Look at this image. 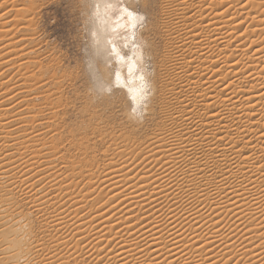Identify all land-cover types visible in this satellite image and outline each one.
Listing matches in <instances>:
<instances>
[{
	"label": "bare ground",
	"instance_id": "bare-ground-1",
	"mask_svg": "<svg viewBox=\"0 0 264 264\" xmlns=\"http://www.w3.org/2000/svg\"><path fill=\"white\" fill-rule=\"evenodd\" d=\"M92 1L101 14L116 2ZM137 2L143 12L151 9L152 0ZM242 2L160 0L157 33L166 52L159 53L152 85L155 129L143 141L128 134L118 138L96 175L77 172L80 182H70L78 188L70 199L74 209L56 211L49 223L46 174L60 179L64 171L45 169L44 149L12 160L18 141L13 133L27 123L12 113L29 104L25 87L9 90L4 81L10 70L28 80L20 63L13 68L11 25L33 2L23 9L22 0H0V40L6 38L0 43V264H46L53 258L36 239L23 205L40 221V234L53 231L62 245L72 239L73 258L81 263L264 264V0H248L246 10ZM33 132L34 139L27 136L21 144L38 141ZM80 207L88 209L86 217Z\"/></svg>",
	"mask_w": 264,
	"mask_h": 264
},
{
	"label": "rangeland",
	"instance_id": "rangeland-1",
	"mask_svg": "<svg viewBox=\"0 0 264 264\" xmlns=\"http://www.w3.org/2000/svg\"><path fill=\"white\" fill-rule=\"evenodd\" d=\"M22 1L26 3H24L23 9L29 6L30 2L33 3H31V7L29 6L31 10L28 7L26 9L27 12L30 11L29 15L25 14L26 12H22L20 15L21 18L22 14H24L23 17L25 15L28 17L21 19L18 18L19 15H16L13 19L17 22L13 21L16 25L13 26L12 23L13 28L10 26L13 31L11 34L13 38L15 37L14 41L12 40L13 49L10 52L13 61H15L13 68H16L20 63L21 73H25V76L30 80L22 82L21 78L14 74L13 70H10L8 72L10 80L7 82L5 79L4 81L8 84L9 90L14 89V84L20 86V89L25 87L21 92L23 91L22 95L25 96L30 108L23 107L22 111L14 110V114L12 113V115H17L16 117L27 120V123L25 128L21 129L23 132L19 130L20 132L13 133V136H17L18 141H14L12 144L11 153L15 158L12 160L19 162V159H24L22 156L28 153L27 150L36 151L38 149V152L44 149L42 154L40 153L42 156L40 162L45 158V169L53 166L63 169L64 172L60 179L54 178L52 172L46 174L47 201L44 211L46 221L50 223L56 211L69 214L70 210L74 209L70 199L73 198L74 191L77 193L78 188L73 186L74 189L70 182H80L78 176H75L77 172L86 174L93 171L96 175L97 168H102L104 165V153L108 152L107 148H112L113 143H119L118 138L121 141V138L125 139L129 136L130 138L134 137L137 141H143L155 129L159 112L156 106V89L152 85L157 76V58L159 53L166 52V44L164 40L161 41L157 33L158 27L161 25L160 0H152L151 9L148 10L150 14L148 11L141 10L137 0H132L134 3L132 7L125 0H116L112 4L114 8L110 13L111 19L104 16L103 12L102 14L96 13L97 7L92 0ZM121 6H126L135 15L120 16ZM117 16H120L124 30L118 29L112 33L109 31V27L110 25L111 27L115 26L113 21ZM128 16L133 21L132 26H130ZM101 17L105 19L103 20ZM27 18L28 20L25 21ZM18 20H22L23 25L22 21L20 23ZM100 21L108 22L106 28L102 22L105 31L102 30ZM94 24L98 29L94 27ZM99 30L101 31L99 32ZM108 36L115 38L114 43L119 47L121 54L125 58H131L130 62L132 61L137 66L131 73H129L127 65L118 64L116 58L111 54V47L106 43ZM126 37H134L128 41L127 47L124 46ZM5 40L6 38L1 37L0 43ZM133 45L138 46L142 60L133 55ZM117 71H120L118 81L116 79ZM10 86H12L11 89ZM145 91L147 92L146 98H144ZM20 93H18L19 96H21ZM141 112L144 113L142 117ZM31 130H34L35 135L38 134L37 139L39 140L28 143L30 145L21 144L27 136H30L31 140L34 139L31 137ZM135 130L137 131L135 132ZM113 138L115 141L112 140L113 142L109 143ZM33 145L35 146L33 147ZM61 182L64 184L63 186H61ZM81 184L83 187L87 185L86 181ZM66 194L67 196H65ZM22 209L27 214L24 217L33 222L36 239L46 246L45 254L53 257L51 258L52 262L49 258V262L46 264H88L87 260L82 263L74 260L72 239L66 237V243L62 245L58 244L57 239L51 236L53 231L46 234L45 228V235L40 234L38 232V227H40L38 222L40 221L35 218L36 215L28 214L25 205ZM80 209H78L79 215L82 213L81 215L84 214L83 217H86L88 209L81 207Z\"/></svg>",
	"mask_w": 264,
	"mask_h": 264
},
{
	"label": "clouds",
	"instance_id": "clouds-1",
	"mask_svg": "<svg viewBox=\"0 0 264 264\" xmlns=\"http://www.w3.org/2000/svg\"><path fill=\"white\" fill-rule=\"evenodd\" d=\"M113 9V5L111 4H107L103 7V14L104 16H107L109 19H111V16H110V13ZM97 13L100 14L101 13V8L98 6L97 8ZM129 15V16H133L135 14L131 13L129 9H127L126 7L124 6H121L120 8V16H123V15ZM120 16H117L115 18V20L113 21L115 23V27H109V31H111L112 33H115L118 29H122L124 30V25L121 23L120 21ZM93 35L95 36V33H93ZM134 37H126V43H125V47L128 46V41H130L131 39H133ZM114 40L115 38L113 36H110L107 38V45L111 47V54L116 58V61L118 64H121L123 66L127 65V69L129 71V73H131L137 66L134 64V63H131L130 60L131 58H125L120 50H119V47L116 45V43H114ZM133 55L134 56H137L139 59L142 60V55L138 52V46L137 45H133ZM120 78V71H117V74H116V79L117 81L119 80ZM147 97V92L145 91V96L144 98ZM141 117L144 115L143 112H141Z\"/></svg>",
	"mask_w": 264,
	"mask_h": 264
},
{
	"label": "snow or ice",
	"instance_id": "snow-or-ice-1",
	"mask_svg": "<svg viewBox=\"0 0 264 264\" xmlns=\"http://www.w3.org/2000/svg\"><path fill=\"white\" fill-rule=\"evenodd\" d=\"M250 5L248 4V0H243V2L240 4L241 8H244L245 10L249 7ZM143 19V17H141ZM241 36H244V32L240 33ZM264 171V169H262ZM38 187V186H37ZM259 245L261 248H264V235L261 236V240L259 242Z\"/></svg>",
	"mask_w": 264,
	"mask_h": 264
}]
</instances>
